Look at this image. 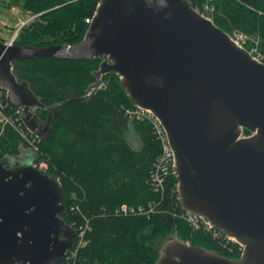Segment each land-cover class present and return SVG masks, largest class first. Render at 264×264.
<instances>
[{"label": "water", "instance_id": "1", "mask_svg": "<svg viewBox=\"0 0 264 264\" xmlns=\"http://www.w3.org/2000/svg\"><path fill=\"white\" fill-rule=\"evenodd\" d=\"M39 58L101 59L94 90L119 75L135 106L165 128L182 208L244 247L234 261L168 240L158 264H264V63L188 0H101L78 44L0 40V84L42 139L58 106L42 121L37 110L46 107L13 72L15 62ZM30 152L25 163L0 160V264H62L77 233L64 219L60 179L34 168Z\"/></svg>", "mask_w": 264, "mask_h": 264}, {"label": "trees", "instance_id": "2", "mask_svg": "<svg viewBox=\"0 0 264 264\" xmlns=\"http://www.w3.org/2000/svg\"><path fill=\"white\" fill-rule=\"evenodd\" d=\"M35 19L19 32L15 44L46 48L78 44L85 38L101 0H6ZM227 32L244 33L258 42L264 54V0H188ZM209 8L206 10V8ZM101 59H26L13 65L19 82H28L46 109L37 110L44 122L55 106L53 132L42 139L34 159L47 158L48 173L60 179L67 214L73 228L87 227V245L63 264H158L170 239L240 260L243 252L226 234L214 237L186 220L174 172L156 191L152 174L162 143L148 120H134L127 111L135 104L116 73L96 74ZM89 100H83L84 97ZM133 132L139 148L130 143ZM246 136L250 132L245 130ZM28 145L11 127L0 137V160L18 158ZM124 205L137 212L118 213ZM142 211H138V209ZM152 209V210H151ZM77 243V242H76Z\"/></svg>", "mask_w": 264, "mask_h": 264}, {"label": "built area", "instance_id": "3", "mask_svg": "<svg viewBox=\"0 0 264 264\" xmlns=\"http://www.w3.org/2000/svg\"><path fill=\"white\" fill-rule=\"evenodd\" d=\"M208 9L209 8L207 7L206 10ZM205 12H200V13L211 18L210 15L206 14ZM93 20L94 17L87 19L86 22L91 25ZM24 26L25 25H23V27ZM23 27L19 28L16 31V33L13 35L10 42L8 43L10 44L15 43L19 35V32ZM230 35L232 40L235 43H237L239 46L246 48L255 60L264 63V54H262L259 51L258 42L252 41V39L244 33L235 32ZM127 114L131 119L148 120L149 122H151L155 133L157 134L158 138L161 140L162 153L158 160L157 168L152 174L153 188L154 190L159 191L164 187L165 178L168 175H170L172 172L175 173L174 171L175 153L170 145L168 135L161 122L150 111L136 106L135 108L128 110ZM8 127L13 128L18 133V135L22 138V140L28 145L30 150H32L33 152L40 151L39 144L42 138H40V136L37 135L34 131L30 130L25 124L24 108H20L9 104L8 92L0 84V137L4 133L5 129ZM33 167L40 171L48 172L49 162L47 158L42 157L34 161ZM136 210L137 209L135 207H128L127 205H124L122 209L118 211V213L122 212L124 214H130L137 212ZM138 211H142V210L139 208ZM185 218L191 224V226L196 230H204L208 233H211L214 237H218V238L222 236L221 231L212 227L207 220L199 216L186 213ZM75 230L77 235L74 243V248L67 253L64 262H69L70 260H74L77 257L78 250L87 245V242L85 240L87 227L82 226L76 228ZM225 239L227 244H229L230 242L238 243L235 240L229 238L228 236H226ZM239 245L241 251L244 252V247L241 244Z\"/></svg>", "mask_w": 264, "mask_h": 264}, {"label": "rangeland", "instance_id": "4", "mask_svg": "<svg viewBox=\"0 0 264 264\" xmlns=\"http://www.w3.org/2000/svg\"><path fill=\"white\" fill-rule=\"evenodd\" d=\"M34 19L35 16H32L26 12L21 6L10 5V3H8L6 0H0V40L7 43L10 42L11 38L19 28L23 27V25H26ZM129 140L133 146L139 148V138L133 132L129 134ZM29 151L30 150L28 148H24L21 158L27 156ZM14 161L16 160H13L12 162ZM173 241H175L174 238L170 239V242ZM168 244L169 241L166 242L164 247H166Z\"/></svg>", "mask_w": 264, "mask_h": 264}, {"label": "crops", "instance_id": "5", "mask_svg": "<svg viewBox=\"0 0 264 264\" xmlns=\"http://www.w3.org/2000/svg\"><path fill=\"white\" fill-rule=\"evenodd\" d=\"M28 154V153H27ZM30 159L33 158V154L29 151V154L27 155Z\"/></svg>", "mask_w": 264, "mask_h": 264}, {"label": "flooded vegetation", "instance_id": "6", "mask_svg": "<svg viewBox=\"0 0 264 264\" xmlns=\"http://www.w3.org/2000/svg\"><path fill=\"white\" fill-rule=\"evenodd\" d=\"M28 160H30V159H29V157H28V158H26V159H25L23 162L25 163V162H27Z\"/></svg>", "mask_w": 264, "mask_h": 264}]
</instances>
